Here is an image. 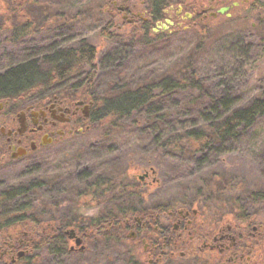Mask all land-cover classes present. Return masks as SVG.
Wrapping results in <instances>:
<instances>
[{"label":"rangeland","instance_id":"374dc122","mask_svg":"<svg viewBox=\"0 0 264 264\" xmlns=\"http://www.w3.org/2000/svg\"><path fill=\"white\" fill-rule=\"evenodd\" d=\"M103 1L0 0V72L29 60L44 58L48 62L46 57L56 54L55 48L85 41L98 50L97 73L92 81L96 95L111 93L114 87H137L165 75L176 76L188 59L215 95L227 90L230 98H237L238 106L264 94L263 27L251 29L248 23L242 29L231 22L214 28L213 21L207 28H189L187 22L178 24L175 19L174 25L165 23L163 37L154 41L158 31H152L153 39L149 40L141 30L104 28L108 17L101 11ZM175 2L171 0L170 4ZM41 70H47V66ZM197 93L182 91L177 99L185 104ZM106 125L90 123L88 130L68 135L22 165L0 167V192L37 183L39 188L30 199L38 218L60 221L62 216L84 220L103 216L114 203L125 207L137 200L147 204L150 200H194L195 194L207 196L208 184L214 181L231 185L232 189L227 188L230 193L236 189L246 197L264 188V116L236 140L225 142L210 154H199L193 161L155 151L150 135L141 136L131 128L106 135ZM146 171L151 174L148 184L140 180ZM113 174L126 185L117 192L116 200L91 193L78 197L79 189L87 183L100 175ZM221 201L224 204L227 200ZM242 203L245 206L237 208L238 214L247 208L257 215L263 213L254 198ZM52 226L57 225H45ZM69 229L80 230L66 226L67 238ZM25 233L20 229L17 236ZM90 238L84 250L71 251L68 246L61 255H51L45 249L28 254L34 264H126L129 255L123 245L93 235Z\"/></svg>","mask_w":264,"mask_h":264},{"label":"flooded vegetation","instance_id":"af4514ba","mask_svg":"<svg viewBox=\"0 0 264 264\" xmlns=\"http://www.w3.org/2000/svg\"><path fill=\"white\" fill-rule=\"evenodd\" d=\"M175 1L177 4H170L171 0H104L101 11L108 17L104 28L162 32L165 23L174 25L175 19L178 24L187 22L189 28H207L213 21L214 28L231 22L242 29L248 23L251 29L264 28V0ZM61 50L55 48L54 52ZM26 63H35L40 72L51 69L44 58ZM44 66L47 70L42 71ZM53 70L52 75H58L57 66ZM65 83L26 89L29 95L0 96V167L22 165L68 135L90 128L93 97L79 98ZM150 176L146 171L140 180L148 184ZM237 208L226 211L216 201L203 199L181 203L150 200L148 204L137 200L113 216L122 230L113 242L127 250L126 264H264V206L258 215L248 208L238 214ZM51 229L56 237L57 227ZM77 235L85 246L92 236L82 230ZM67 239L71 251L79 249L75 239ZM34 242L27 232L3 241L0 264L18 263Z\"/></svg>","mask_w":264,"mask_h":264},{"label":"trees","instance_id":"16d2710c","mask_svg":"<svg viewBox=\"0 0 264 264\" xmlns=\"http://www.w3.org/2000/svg\"><path fill=\"white\" fill-rule=\"evenodd\" d=\"M16 7L19 8L20 5ZM159 16L160 14H157L155 19ZM135 35L133 33V36ZM150 35L148 29L144 30L143 36L149 40L154 38V41H157L158 38L163 37L162 32L154 34L153 38H150ZM97 57V48L91 43L82 41L68 50L63 49L46 57L47 63L51 66L47 73L40 72L35 63H24L13 67L0 75V96L29 95L26 89L60 85L74 80L73 84L68 83L63 86L75 89L76 95L78 93L83 95L81 98L93 97L95 106L90 123H107L106 135L131 128L141 136L150 135L155 151H162L187 161L197 159L199 154L201 156L210 154L229 140H236L264 116V94L253 98L244 106H238L237 98H230L227 90L215 95L209 85L200 79L191 59L187 60L176 76L165 75L137 87L124 86L118 89L114 87L111 93L96 95L92 91V81L97 73ZM54 66H57L58 74L55 76L52 75ZM182 91L198 93L189 98L185 104H180L177 95ZM170 101L174 102L166 106ZM219 182L221 181L208 184L210 191L208 195L195 194V199L215 200L219 201L218 206L237 208L245 206L242 202L251 197L264 206V188L254 190L252 196L246 197L247 195L236 192V189L230 193L232 190L227 188L232 189V186ZM37 188L39 184L32 182L0 192L1 243L15 238L21 229L35 241L29 247L30 254L38 249H45L51 255H61L69 246L67 236L63 232L66 226L88 231L96 239L104 241H113L122 235V230L113 217L123 210L121 204L114 203L105 216H93L86 220L80 217L62 216L59 218L60 221L54 217L43 221L38 218L35 203L30 199ZM121 188H126V185L118 174L102 177L100 175L81 187L78 197L91 193L116 200L117 192ZM221 200L227 201L222 204ZM210 205L214 208V204ZM47 223L57 225L59 233L56 237L52 236L51 228L46 229ZM81 224L82 226H77ZM44 230L47 231L43 232ZM30 254L16 264H34V258Z\"/></svg>","mask_w":264,"mask_h":264},{"label":"water","instance_id":"95a60500","mask_svg":"<svg viewBox=\"0 0 264 264\" xmlns=\"http://www.w3.org/2000/svg\"><path fill=\"white\" fill-rule=\"evenodd\" d=\"M169 23H171V21H169ZM66 234L70 239H75V245L79 247V249L84 250L86 248V246L83 244L82 238L77 235V231L75 229L67 230Z\"/></svg>","mask_w":264,"mask_h":264}]
</instances>
